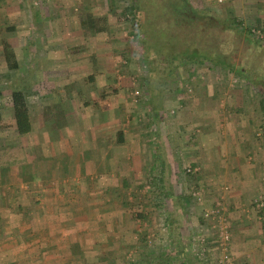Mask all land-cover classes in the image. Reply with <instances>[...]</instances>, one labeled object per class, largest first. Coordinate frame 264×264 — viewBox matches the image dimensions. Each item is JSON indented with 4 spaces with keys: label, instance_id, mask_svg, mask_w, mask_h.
Masks as SVG:
<instances>
[{
    "label": "rangeland",
    "instance_id": "374dc122",
    "mask_svg": "<svg viewBox=\"0 0 264 264\" xmlns=\"http://www.w3.org/2000/svg\"><path fill=\"white\" fill-rule=\"evenodd\" d=\"M188 1L185 7L182 0H139L136 20L126 10L132 0H0L2 129L17 138L9 99L16 85L25 92L33 120V130L15 140L24 148L23 160L0 168V257L17 255L22 226L36 227L37 218L28 222L21 216L28 207L20 184L26 189V182L40 178L42 160L55 159L48 150L59 139L64 146L71 140L84 147L86 135L103 130L107 138L138 132L128 143L135 145V156L140 154L141 167L131 169L134 156L124 146L125 168L113 170L109 179L124 195L137 228L156 225L149 208L163 226L170 205L164 194L170 190L171 205L183 213L200 264H239L240 255L248 259L241 243L258 241L264 231V112L259 104L264 18L236 16L229 0ZM88 14L104 28L92 29ZM5 49L16 68L8 66ZM53 104L64 106L72 125L59 139L53 136L52 115L44 113ZM162 156L173 171L166 162L165 168ZM122 176L126 186H121ZM14 226H19L16 234ZM154 237L149 230L144 241L152 243ZM166 239L160 240L167 245ZM5 242L17 245L4 249ZM260 250L253 251L260 256Z\"/></svg>",
    "mask_w": 264,
    "mask_h": 264
},
{
    "label": "crops",
    "instance_id": "0c3cea01",
    "mask_svg": "<svg viewBox=\"0 0 264 264\" xmlns=\"http://www.w3.org/2000/svg\"><path fill=\"white\" fill-rule=\"evenodd\" d=\"M182 1L187 7L189 1ZM227 7L236 16L245 20L264 18V0H229ZM89 78L93 79L90 76ZM62 109L65 123L52 130L56 139L64 136V131L72 128L68 111H65L64 106ZM115 135L117 138L115 136L107 138L103 130L98 135H86L89 141L86 139L84 147L77 146L76 142L71 140L70 144L64 146L65 142L60 141L61 139L58 146L53 144V148L48 151L55 159L42 160L43 165L40 167L42 172L38 173L40 178L36 182H26V189L20 184V192L24 195L22 199L26 201L25 206L28 207L21 212V216L26 217L28 222H31L32 217L37 218L36 227L32 228L29 225L21 227L19 233L23 237L16 246L19 252L8 258L0 257V260H3L2 264H200L192 251L190 234L185 226L186 222L183 223V213L177 206L171 205L174 195L170 190L164 194L170 205L164 209L163 226L157 223L156 214L149 208L151 222L156 225L143 227L142 230L140 227L137 228L132 214L126 211L124 195L118 191L117 184L110 185L109 179L113 170L125 168L124 146H129L128 151L134 156L131 159L130 155H127V160L130 158L133 163L131 169L141 167L140 154L138 153V157L135 156L137 153L135 145L132 142L128 143L133 140L132 137H137L138 132H117ZM74 137L76 138V135ZM111 141L113 150L107 148L110 147ZM157 142L159 145L162 144L161 140ZM124 150L128 153L126 149ZM78 152L83 154L82 158L77 155ZM160 160L164 165L165 162L168 165L164 156ZM168 167L173 171L172 164ZM116 172L114 173L118 174ZM122 173L129 175V172ZM124 183L128 184V180L122 176L121 186H124ZM34 202L35 208L33 205L29 208V204ZM23 207L20 205L19 210L21 211ZM18 213V209L13 211L14 215ZM141 217L145 219L146 216ZM18 228L19 226L12 228L15 233L10 229L8 231L6 229L5 232L16 234ZM149 230L155 233V240L152 243L144 241ZM241 233L248 231L242 230ZM261 233L262 235L257 237L258 241L248 239L241 243L240 248H244V254L248 259L240 255L239 251V264H264V231ZM164 235L168 239L167 245L160 240ZM5 244L6 242L2 248L9 249L17 245V242L9 246ZM259 248L262 251L260 256L253 251Z\"/></svg>",
    "mask_w": 264,
    "mask_h": 264
},
{
    "label": "trees",
    "instance_id": "16d2710c",
    "mask_svg": "<svg viewBox=\"0 0 264 264\" xmlns=\"http://www.w3.org/2000/svg\"><path fill=\"white\" fill-rule=\"evenodd\" d=\"M132 6H129L126 8V10L131 11V16L134 17L133 19L138 20L139 18L136 16L138 15V1L139 0H132ZM135 9V10H134ZM134 10V11H133ZM137 11V12H136ZM87 20H88V25L95 30H102V27H99V20L98 18L93 17L91 14L87 15ZM132 19V20H133ZM235 25H239V21L235 20L234 22ZM235 27V26H234ZM235 31L242 32V30L239 29V27H235ZM249 32V31H248ZM4 58L6 62L8 63V66L13 69L17 67V61L14 58L13 54L9 52L7 49L4 50ZM230 63H228V66ZM237 74H242V70L238 68ZM93 76H91L92 79ZM254 78L251 79L253 82L256 83V75H253ZM262 79V76H260ZM258 76V80L261 81V79ZM258 81V82H259ZM2 95V92L0 91V97ZM262 96L260 97V108L264 112V89H262ZM9 99H10V106H11V112H12V127L13 131L15 132V136H17L18 140L24 135H28L32 131V117L30 115V111L28 108V103L26 100L25 92L22 89L21 85H16L15 88H12L9 92ZM156 109V108H154ZM44 113L47 117V115H52V123L54 128L61 127L64 125L65 121L64 119V111L61 106L57 104H53L49 107H44ZM156 113V112H153ZM47 119V118H46ZM2 124V112L0 108V168H5L7 167V164H10V161H17V160H23L24 158V150L23 146L20 142L16 143V137L8 135L6 132H4L5 127ZM4 128V129H2ZM4 142H2V141ZM21 141V139H20ZM4 144V145H3ZM124 186H126V183H124Z\"/></svg>",
    "mask_w": 264,
    "mask_h": 264
},
{
    "label": "built area",
    "instance_id": "2783aa9c",
    "mask_svg": "<svg viewBox=\"0 0 264 264\" xmlns=\"http://www.w3.org/2000/svg\"><path fill=\"white\" fill-rule=\"evenodd\" d=\"M135 93L137 94V91H135ZM225 238L227 239L228 238V236L227 235H225ZM219 264V263H218ZM220 264H222V263H220Z\"/></svg>",
    "mask_w": 264,
    "mask_h": 264
}]
</instances>
